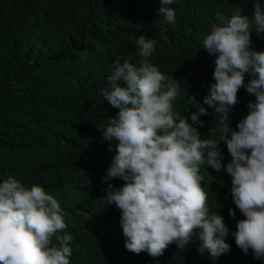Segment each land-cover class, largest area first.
<instances>
[{"label":"trees","instance_id":"1","mask_svg":"<svg viewBox=\"0 0 264 264\" xmlns=\"http://www.w3.org/2000/svg\"><path fill=\"white\" fill-rule=\"evenodd\" d=\"M258 2L264 11V0ZM159 7L160 0H0V183L14 178L29 188L40 185L58 200L68 225L64 232L73 237L70 264H261L251 249L244 254L236 246L234 236L226 241L230 252L217 258L201 253L199 230L184 250L171 244L156 258L130 252L121 210L103 198L108 183L117 188L124 183L103 182L116 152L96 126H106L108 116L119 111L101 94L110 87L114 62L138 63L136 41L140 35L153 38L150 61L182 82L174 110L192 123L198 108L187 99L195 97L208 114L199 116L203 127L193 126L201 138L215 140L220 114L203 101L215 83L216 57L203 49V40L237 11L254 16V0H176L171 5L176 23L170 25L158 16ZM250 36L252 47L264 50V33L253 30ZM237 95L239 103L229 112L234 131L255 101L244 87ZM219 148L226 165L231 160L226 143ZM200 175L209 215L217 211L234 233L244 217L230 194V175L207 165Z\"/></svg>","mask_w":264,"mask_h":264},{"label":"clouds","instance_id":"2","mask_svg":"<svg viewBox=\"0 0 264 264\" xmlns=\"http://www.w3.org/2000/svg\"><path fill=\"white\" fill-rule=\"evenodd\" d=\"M176 0H160L158 16L166 24L176 23ZM219 19L223 17L218 13ZM264 33V11L254 0V16L237 11L226 24L212 28L203 49L214 55L215 68L209 95L203 103L220 114L218 139L201 138L199 116L207 110L189 96L187 105L198 108L191 122L174 110L181 81L163 74L150 61L156 41L140 35L136 41L138 63L118 58L108 77L104 100L119 109L108 116L107 125H96L115 149L103 182L118 178L121 187L108 183L103 197L109 206L121 210L120 225L125 248L135 254L147 252L156 258L171 244L184 250L194 230L202 241L199 251L217 258L231 250L229 236L244 254L264 264V50L252 47L251 32ZM250 77L245 82V78ZM123 81L125 86H121ZM241 87L255 101L248 114L229 126V112L239 103ZM231 133L229 138L228 134ZM113 141L115 144L113 145ZM225 142L231 160L222 164L219 148ZM226 171L231 177L230 194L243 215L233 233L217 212L209 215L207 195L201 186L200 168ZM229 216L236 213L229 209ZM68 225L58 200L40 185L26 187L14 178L0 183V264H70L73 237L64 232ZM64 233V234H61ZM231 233V235H230Z\"/></svg>","mask_w":264,"mask_h":264}]
</instances>
